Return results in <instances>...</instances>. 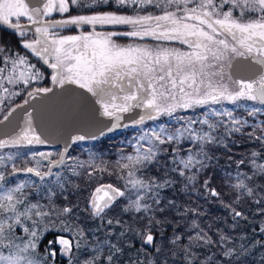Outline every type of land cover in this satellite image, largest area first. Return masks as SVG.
<instances>
[{
	"label": "snow or ice",
	"instance_id": "snow-or-ice-1",
	"mask_svg": "<svg viewBox=\"0 0 264 264\" xmlns=\"http://www.w3.org/2000/svg\"><path fill=\"white\" fill-rule=\"evenodd\" d=\"M113 5L114 11L98 10L113 8ZM148 6H152L159 14L149 12ZM73 7L83 8L91 14L51 19L54 13L63 16ZM129 9L132 14H128ZM249 15H255L256 18L245 20L244 17ZM21 19L27 23L21 24ZM0 25L13 29L22 38L21 46L42 66L51 70L53 85L27 91L33 82L44 79V73L31 62L28 55L0 47V102L27 91L24 100V105H27L29 99L34 100L54 93L55 88L64 89L66 85L74 84L95 98L100 116L112 121V128L108 131L120 126L118 122L124 118V114L137 109L142 114L133 121L132 126L144 125L146 120L155 121L161 115L173 116L178 109L221 105L224 101L233 105H238L241 101H252L264 106V0H0ZM70 25L78 29L90 26L91 31L81 30L77 35H62V30ZM105 26H126L129 30H96L97 27ZM29 33L31 39L27 38ZM117 37H126L133 41L151 38L155 43L121 45L116 43ZM171 41L186 45L188 50L168 46L167 42ZM234 57L249 59L259 66L255 79L234 82L238 87L236 91H232L230 85L224 83L222 75L217 80V73L210 71L217 65L222 67L225 59L231 60ZM241 106L252 117L264 111V107L247 104ZM16 107L21 108L23 105ZM15 111L16 108L9 109L4 121ZM210 113L218 120L210 122L209 114L206 113L202 119H188L175 131H169L163 125L146 129L137 139L135 154L121 156L116 161L117 170L121 173L120 179L126 181L125 190L112 184L96 187L88 200L87 210L90 215L103 221L116 200L126 195L129 196V203L125 211L134 208L137 213H148L152 204L144 203L146 199L152 200L158 208L159 192L154 190L167 186L168 182L161 183L155 179L146 182L137 178V171L156 160L161 145H179L182 139H187L199 146L198 149L189 147L186 157L180 155L179 147L172 149V160L177 165L172 171H178L180 176H185L187 171L194 168L199 171L205 166L201 158L206 156L203 148L206 144L216 142L213 133L221 125L228 135H232L240 132L248 123L247 120L235 116L233 109L212 107ZM196 124H206L209 131L197 132L193 127ZM255 130L254 127L253 133H249L250 138L264 143V128L259 136L254 135ZM85 139L84 135L73 136L71 143L58 154L59 159L56 160L51 158L52 152L31 151V167L17 168L11 154L6 158L0 156V165L11 163L13 171L10 175L16 176L23 172L26 176L38 177L41 184L46 178L55 176L54 184L63 191L61 173H54L53 168L66 167L73 175L80 174L77 169L92 168L88 172L89 177L97 170L107 171L106 167L96 165L91 157L84 162L66 155L71 144ZM141 142H146L147 147ZM47 143L37 132L32 111L29 109L25 112L24 124L17 134L0 139V149ZM251 155L253 159L250 163L253 168L258 173H264V163H256L255 158L259 153L253 152ZM244 163V160H240L237 165L239 167ZM44 168L47 171H43ZM237 175L240 177L244 174ZM187 179L191 181L194 176H188ZM207 184L208 181H205L206 187ZM40 187L41 185L30 179L8 186V177L5 171L0 170V249L8 251L7 255L0 251V264H48L49 259L54 260L57 256V252L51 248L54 243L60 245V255L66 256L72 252L73 242L63 236L56 241H49V247L44 249L43 254L39 252L44 232L56 227V219L65 217L74 210L69 206L57 209L52 204V197L56 195L52 186L47 190L48 205H42L39 201L31 203L25 189ZM234 187L246 189L249 196L253 195V190L247 188L244 179H238ZM133 190L134 199L131 198ZM211 195L218 196L219 193L211 189ZM256 203L261 201L257 200ZM172 204L169 201V206ZM192 211L195 212V209ZM260 214L264 215V211ZM232 215L239 218L243 213L233 209ZM115 223L119 224L120 221L116 220ZM155 223L160 222L157 220ZM107 224L112 225L113 221L108 220ZM152 225L153 219L149 218L147 229L144 233H139L144 245H154L155 238L150 230ZM59 227L61 231L72 230L64 226L63 220ZM192 227L196 229L199 226L193 222ZM18 232L21 234L18 235ZM75 234L79 239L84 238L83 229H76ZM181 239L177 235L171 243L176 245ZM220 239L223 241L228 237L221 236ZM193 242H203L204 245L214 243L203 229L196 231L194 236L189 237V244L182 249L186 264H196L197 256L192 251ZM104 244L114 250L107 257L111 264L115 254L121 249L107 240ZM75 247L79 250V240ZM99 250L97 246V251ZM156 250L160 251L159 248ZM231 251L230 249L229 253ZM211 259L212 257L208 258L209 261ZM95 261L96 257H93L85 261V264H95ZM69 264H72L71 259ZM147 264L153 262L148 261Z\"/></svg>",
	"mask_w": 264,
	"mask_h": 264
},
{
	"label": "rangeland",
	"instance_id": "rangeland-1",
	"mask_svg": "<svg viewBox=\"0 0 264 264\" xmlns=\"http://www.w3.org/2000/svg\"><path fill=\"white\" fill-rule=\"evenodd\" d=\"M227 7H230V5ZM227 7L225 10H227ZM78 9L72 10L70 8L71 11L59 16V19L76 16L79 13L91 14L88 11L80 12ZM148 11L157 12L152 6H148ZM128 14H132L131 9L128 10ZM157 14L159 13L157 12ZM254 18H256L255 15L244 17L245 20ZM51 19H55V17H51ZM70 29L76 30L75 27L71 28L70 25L61 34H79L69 32L71 31ZM128 30V28L110 29V32ZM27 38L31 39L32 36L28 35ZM124 39L117 37L116 43L121 45L130 43L152 45L155 43L151 38H146L144 41H133L130 38L126 40V37ZM1 44L2 41L0 40V47ZM167 44L184 51L188 50L186 45H182L178 41L167 42ZM229 61L225 59L222 67L217 65L210 71L217 73V80L222 75L224 83L229 84L232 91H236L238 87L234 82L242 79H229L230 77L227 74ZM46 73H48L47 85H38L42 82V79L38 82H33L27 91H31L34 88L50 87L51 71H46ZM44 77H46L45 74ZM8 87L11 88L13 86ZM27 91L18 95L21 96V99L16 104L24 100ZM13 97L0 102V112L2 113L0 119L8 113L9 109L16 105L6 104ZM245 104L264 107L252 101H241L238 105L224 101L221 105L197 106L194 109L187 110L178 109L173 116L161 115L155 121L146 120L145 124L141 126H132L133 121L127 123V127L124 125L123 130L118 135H114L109 142L103 145H92V138L75 143L80 145L82 149L71 148V144L66 154L67 156L84 162L89 161L91 157L96 165L106 167L107 171L101 172L97 170L92 177H89L88 172L92 171V168L77 169L80 172L79 175H73L72 172L66 170V167L53 168L54 173H61L64 184L63 191L54 184L55 176L46 178L41 184L38 177L26 176L23 172L16 176L10 175L13 171L11 163L0 165V170L5 171L8 177V186H14L16 183L28 179L41 185L39 189H25L29 194L28 198L31 203L39 201L42 205H48L47 190L49 186H52L56 192V195L52 197V204L57 209H62L65 206L74 209L71 214L56 219V227L47 229L41 237V244L39 245L41 254L46 248L44 239L48 233L68 235L73 242V249L68 258L62 259L60 257V260L56 261L49 259L48 264H69L70 259L72 264H85V261L91 260L93 257H96L95 264H109L107 257L114 250L104 244L106 240L111 244H116L121 249L119 253L115 254L111 264H139V262L147 264L148 261H152L153 264H186L182 249L189 244V237L194 236L199 229H203L214 243L212 245H204L203 242H193L192 251L197 256L196 264H264V246H262L264 245V231H261V228H264V215L260 214L264 211V173H258L250 163L251 159H253L251 155L253 152L259 153V156L255 158L256 163H264V143L257 142L249 136V133H253L254 127L256 128L254 135L259 136L262 134L261 129L264 128V123L261 122H264V111L254 117L249 116L247 109L241 106ZM212 107L217 109L225 107L233 110L238 107L242 108L244 114L234 111V115L248 121L247 125L243 127L245 130L242 128L240 132L228 135L223 125H221L213 133L216 142L206 144L203 148L206 156L201 158H203L205 166L200 168L199 171H196L195 168L187 171L185 176H180L178 171H172L173 168L177 167L172 160V149L179 147L180 155L186 157L189 147L198 149L199 146L187 139H182L179 145L176 143L161 145V151L156 160L151 164L140 167L137 171V178L146 182H151L153 179L161 183L168 182L167 186L154 190L159 192L160 205L158 208L152 200L146 199L144 203L152 204V209L148 213L143 211L137 213L134 208L125 211L129 203V196L126 195L116 200L103 217V221L90 215L87 210V203L95 186L102 182H107L125 190L126 181L120 179L121 173L117 170L116 161L121 156L135 154L137 139L146 129L150 130L153 127L163 125L169 131H175L176 128H180L185 124L188 119H202L206 113L210 116V122H214L218 118L211 115L210 108ZM181 117L184 119L181 120ZM193 127L197 132L209 131L206 124H196ZM17 132L1 139L13 137ZM243 139L244 144H242ZM141 143L147 147L146 142ZM31 151L52 152L51 158L56 160L59 159L58 154L64 149L61 150L48 143L32 146H8L0 149V156L6 158L9 154L13 155L16 167L22 169L33 166L29 159ZM240 160H244L245 163L238 167L237 162ZM213 163L215 168L211 167ZM43 171H47V168H44ZM238 173L244 175L238 177ZM206 174H214L219 185L209 181V178H206ZM188 176H194V179L189 181L187 179ZM246 177H251V179ZM238 179H244L247 188L253 190V195L249 196L246 189L234 187ZM205 181H208L207 187L205 186ZM211 189H215L219 195L212 196L210 193ZM131 198H135L134 190ZM257 200L261 201V203L257 204ZM169 201L173 202L172 206H169ZM160 209H163V211H160ZM193 209H195V212L192 211ZM233 209L242 212L243 216L234 218L232 215ZM149 218L153 219V225L150 230L155 233L152 251H149L142 244V236L139 235V233H144L147 229ZM61 220L64 221L65 227H69L72 230L61 231L59 227ZM108 220H112L113 224L108 225ZM116 220H119L120 223L116 224ZM157 220L160 222L159 224L155 223ZM193 222L199 227L193 229ZM76 229L84 230L83 239H79L76 236ZM17 234L20 235L21 233L18 232ZM177 235L181 236L182 239L178 244L173 245L171 241ZM221 236L228 237V239L222 241L220 239ZM77 240L80 243L79 250L75 247ZM97 246H99V251H97ZM157 248L160 249L159 252H157ZM230 249L232 250L231 253H229ZM0 251H3L5 255L8 254L6 249H0ZM226 253L229 254L226 255ZM209 257H212L211 261L208 260Z\"/></svg>",
	"mask_w": 264,
	"mask_h": 264
},
{
	"label": "water",
	"instance_id": "water-1",
	"mask_svg": "<svg viewBox=\"0 0 264 264\" xmlns=\"http://www.w3.org/2000/svg\"><path fill=\"white\" fill-rule=\"evenodd\" d=\"M45 69L51 71L46 67ZM258 72L259 66L243 57H234L227 65V74L233 80H252L257 77ZM50 87H53L52 82ZM26 97L27 95L24 100ZM24 100L12 107L16 108V111L9 116L7 121H4V117L0 119L3 121L0 123V139L14 134L21 128L24 123L25 112L29 109L32 111V120L37 132L49 144L62 149L69 145L73 135H84L86 138L111 135L120 131L125 124L136 120L141 114L138 109L124 114V118L118 122L120 126L108 131L112 128V121L100 116L97 111L99 106L95 104V98L74 84L66 85L64 89L55 88L54 93L46 96L37 97L34 100L29 99L27 105H24ZM17 105H23V107L17 108ZM107 184L111 183L102 182L95 186L93 191L96 187ZM61 236L71 240L68 235L57 234V238ZM146 246L152 248V245ZM70 253L65 256L60 255L59 251V256L65 259L70 256Z\"/></svg>",
	"mask_w": 264,
	"mask_h": 264
},
{
	"label": "flooded vegetation",
	"instance_id": "flooded-vegetation-1",
	"mask_svg": "<svg viewBox=\"0 0 264 264\" xmlns=\"http://www.w3.org/2000/svg\"><path fill=\"white\" fill-rule=\"evenodd\" d=\"M84 2H87V0H84ZM76 8H79V7H76ZM78 10H80V8L78 9ZM98 10H100V11H114L115 10V5H113V8H107V7H105V8H101V9H98ZM80 12H84V9H81L80 10ZM79 14H82V15H86L85 13H79ZM78 14V15H79ZM59 16H61V14H59V13H54L53 14V16L52 17H55V19L56 20H58L59 19ZM21 24H25V23H27V21H24V19H21ZM72 27H75V29L76 30H72V31H70L71 33H79L81 30L82 31H85V32H89V31H91V27L90 26H85V27H83L82 29H78L76 26H71V28ZM122 28H127L126 26H115V27H113V26H105V27H103V28H100V27H97V31H101V32H110V29H122ZM71 30V29H70ZM62 32H63V30H62ZM61 32V33H62ZM7 35H11V36H14L16 39H17V42H18V46L20 47V53L22 54V55H28L29 56V59L30 60H32L31 62L32 63H34V64H36L37 65V67L38 68H40V70L43 72V70H45V71H47L46 69H45V67L44 66H42L40 63H38V61H34V60H36L34 57H32V56H30V53H28V51L26 50V49H24L22 46H21V44H20V41H21V37L19 36V35H17V33L13 30V29H11V28H9V27H7V26H5V25H0V40L1 41H4L3 40V37H6ZM29 36H31V33H29ZM118 38H125V37H118ZM3 44V43H2ZM47 72H50V71H47ZM153 234H154V238H155V233L154 232H152ZM58 238H57V234L56 233H49V234H47L46 236H45V239H44V241H45V246H46V248L47 247H49V241H56ZM142 244H143V240H142ZM149 251H152L153 250V248H154V245H152V248H148L146 245H144ZM51 248H52V250H54V251H56L57 252V256L55 257V259L53 260V261H56V260H60V256H59V251H60V245L59 244H53L52 246H51Z\"/></svg>",
	"mask_w": 264,
	"mask_h": 264
},
{
	"label": "trees",
	"instance_id": "trees-1",
	"mask_svg": "<svg viewBox=\"0 0 264 264\" xmlns=\"http://www.w3.org/2000/svg\"><path fill=\"white\" fill-rule=\"evenodd\" d=\"M72 10H75L77 9L76 7H73L71 8ZM83 9V8H80V10ZM130 10V9H129ZM71 11V10H70ZM86 10H84L85 12ZM72 31V30H71ZM70 32V31H69ZM3 40L1 44V47L5 48V49H10L12 50L13 52H18L20 53V47L18 46V42H17V39L14 37V36H11V35H7L6 37H3ZM123 40H125L123 38ZM128 40V38L126 39ZM21 54V53H20ZM32 61V60H31ZM43 73L45 74L46 77H44V79L42 80L41 83H39L38 85H47L48 84V80H47V74L45 70H43ZM21 99V96H16V97H13L10 102L9 100L6 102L7 105H12V104H16L17 102H19ZM10 103V104H9ZM9 107V106H7ZM234 111H237L239 113H242L244 114L242 111H244L242 108L238 107V108H234ZM2 113L0 112V117H1ZM210 117V116H209ZM249 126V125H248ZM247 128V127H246ZM123 130V129H122ZM121 130V131H122ZM243 130H245L243 128ZM121 131L115 133V134H112V135H102V136H99L95 139L92 140V145L94 144H97V145H103V144H106L107 142L110 141V139L113 138L114 135H118ZM242 144H244V139L242 140ZM128 148H130L129 145H127ZM71 148H74V149H82L80 145L78 144H72ZM132 148V147H131ZM211 167L215 168V164L213 163L211 165ZM206 178H209V181H211L213 184L215 185H219L218 182L216 181V177L214 176V174H206ZM49 234V233H48Z\"/></svg>",
	"mask_w": 264,
	"mask_h": 264
}]
</instances>
